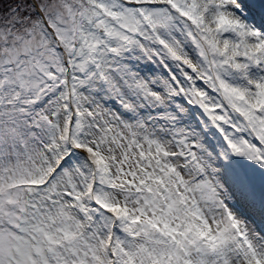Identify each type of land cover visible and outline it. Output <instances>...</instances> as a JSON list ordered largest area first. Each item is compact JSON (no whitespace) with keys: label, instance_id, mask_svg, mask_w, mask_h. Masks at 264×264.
Listing matches in <instances>:
<instances>
[{"label":"snow or ice","instance_id":"6c2138e0","mask_svg":"<svg viewBox=\"0 0 264 264\" xmlns=\"http://www.w3.org/2000/svg\"><path fill=\"white\" fill-rule=\"evenodd\" d=\"M0 264H264V0H0Z\"/></svg>","mask_w":264,"mask_h":264}]
</instances>
